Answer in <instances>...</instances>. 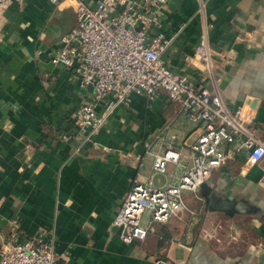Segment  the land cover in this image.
<instances>
[{"label": "crops", "instance_id": "0c3cea01", "mask_svg": "<svg viewBox=\"0 0 264 264\" xmlns=\"http://www.w3.org/2000/svg\"><path fill=\"white\" fill-rule=\"evenodd\" d=\"M75 22L71 0H11L0 9V249L16 223L26 236L52 237L58 264H264V163L243 175L242 154L214 168L207 187L183 192L196 215L152 221L144 211L147 235L122 240L111 222L131 185L175 182L199 128L160 89L153 100L131 92L96 132L79 131L73 112L85 90L71 67L50 61ZM203 29L210 73L189 61ZM153 30L169 39L162 61L229 107L260 97L264 137V0H166ZM167 148L178 160L153 171Z\"/></svg>", "mask_w": 264, "mask_h": 264}, {"label": "built area", "instance_id": "2783aa9c", "mask_svg": "<svg viewBox=\"0 0 264 264\" xmlns=\"http://www.w3.org/2000/svg\"><path fill=\"white\" fill-rule=\"evenodd\" d=\"M11 0H0V9ZM59 4L63 0H49ZM76 11L74 26L62 35L59 47L50 56L53 64L71 67L77 84L85 90L76 105L74 124L86 136L96 132L119 104H129L131 92L153 100L160 89L177 100L180 111L194 121L199 133L190 145L191 162L175 182L156 186L135 181L113 218L112 225L126 242L144 238L149 227L142 214L152 221H165L182 211L196 215L183 192L196 191L214 168L228 158L245 155L240 172L264 163V137L256 119L261 98L248 94L241 104L229 107L218 91L194 83L186 74L171 70L161 59L169 42L159 25L160 6L166 0H71ZM189 61L202 72H211V55L206 30L200 31ZM65 136V135H64ZM179 152L167 148L156 154L152 170L162 172L167 161H177ZM264 187V172L259 178ZM59 255L52 237L42 233L26 236L13 224L10 239L0 249L2 264H58ZM156 264H165L158 257Z\"/></svg>", "mask_w": 264, "mask_h": 264}, {"label": "water", "instance_id": "95a60500", "mask_svg": "<svg viewBox=\"0 0 264 264\" xmlns=\"http://www.w3.org/2000/svg\"><path fill=\"white\" fill-rule=\"evenodd\" d=\"M201 186H202L203 188H205V187H207L208 185H207L206 182H203V183L201 184Z\"/></svg>", "mask_w": 264, "mask_h": 264}, {"label": "rangeland", "instance_id": "374dc122", "mask_svg": "<svg viewBox=\"0 0 264 264\" xmlns=\"http://www.w3.org/2000/svg\"><path fill=\"white\" fill-rule=\"evenodd\" d=\"M145 212H147V210H145ZM144 216V215H143Z\"/></svg>", "mask_w": 264, "mask_h": 264}]
</instances>
